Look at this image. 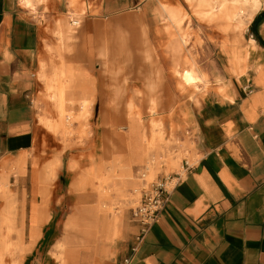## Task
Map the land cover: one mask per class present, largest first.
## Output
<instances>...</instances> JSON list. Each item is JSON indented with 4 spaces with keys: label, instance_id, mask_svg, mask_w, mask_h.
Returning a JSON list of instances; mask_svg holds the SVG:
<instances>
[{
    "label": "crops",
    "instance_id": "crops-1",
    "mask_svg": "<svg viewBox=\"0 0 264 264\" xmlns=\"http://www.w3.org/2000/svg\"><path fill=\"white\" fill-rule=\"evenodd\" d=\"M55 80H66L63 101L55 95L60 112L76 117L67 104L85 111L90 94L96 129L126 122L107 136L95 132L87 151H63L67 176L74 155L99 153L74 181L67 177L77 194L54 192L32 159L42 147L54 151L52 119L36 102ZM170 103L196 128L197 159L133 253L140 224L113 206L140 194L147 167L159 173L160 144L148 140L140 113ZM5 162L0 250L10 230L18 264H120L128 256L131 264H264V0H0V170ZM13 163L20 172L9 177ZM88 187L101 195L81 192ZM104 193H112L110 209Z\"/></svg>",
    "mask_w": 264,
    "mask_h": 264
},
{
    "label": "rangeland",
    "instance_id": "rangeland-1",
    "mask_svg": "<svg viewBox=\"0 0 264 264\" xmlns=\"http://www.w3.org/2000/svg\"><path fill=\"white\" fill-rule=\"evenodd\" d=\"M199 21L202 22L203 20H199ZM57 26L58 25H56V29L54 30V33L58 37L57 33L59 28H57ZM56 74L58 75V73ZM176 75L179 76L177 73ZM59 77L60 74L58 75V78ZM40 79L48 80V78L44 79V76L42 75L40 76ZM50 81L51 80L49 79V82ZM57 81L55 80L54 84H56L55 82ZM179 82L176 84V92H178L177 94L179 96L180 95L182 96L186 94L187 88L184 87V89H181ZM177 86H179L178 89ZM171 90L168 96L174 95L173 90L172 92ZM55 94H56V89H49L48 83H46L45 89L44 90L42 89V91L39 93L40 97L36 102V105L38 106L42 114L49 116V118L51 119H58V122L54 121V126L53 123H51L50 126L52 127V129L42 123L44 126L47 127L49 132L52 134L54 151L46 152L45 147H42V149L38 151L33 156L32 159L35 160L37 165L40 167V170L47 173L48 174L47 176L52 179L53 181L52 189L54 192L57 191L62 194L65 191H68L71 194L74 193L77 194L78 191L72 189V184H70L68 187L67 183L70 180H68L67 177H73L72 180L74 181L84 169L90 167V165L92 164L91 162L94 160L96 156L99 155V153L81 152L74 155L73 160L75 159L77 163V167H75L76 169L74 172H72L71 174L69 173L67 176L66 167H67L69 154L67 153L63 155V151L67 148L73 151H87L92 148V146H90L89 141H91L92 138L96 139V136L94 137L95 132L96 134H98V132L103 131L104 135L107 136L111 130L124 129L126 126V122L120 121L110 126L108 125L102 127L99 126L98 127L99 130H98L96 129V126H98L100 122L99 120L93 119L94 113H93L92 104L88 105L87 106L88 108L85 111H83V104L81 103L75 104L74 102L72 104H67V108H69V110L74 111V115L76 116L74 117L68 113L65 114L59 111L60 109H58L59 106H57V99L55 97ZM119 107L120 110L118 109L119 110L117 111L118 114L126 112V106H119ZM133 107L136 113L137 112L140 113L141 105H136ZM140 117L143 118V129L147 135L148 140L149 141L154 140V142L156 141L158 142V144H160V151L162 153V157L160 159L161 160L160 170L159 173L154 177H151L150 172L148 171H146L144 175L140 174V177L138 178L139 179L138 181L140 182V186H141L140 194L136 196L131 203H124V201H122L116 203L113 206L115 207V210L120 214L122 213V214L133 215V210L139 204L142 198L143 190L145 188L150 187L154 182H156L158 179L164 176H169L175 174L176 172L182 171L183 170L182 165L184 164L183 161L188 160V162L192 163L194 162V157L197 156L196 144L195 143L194 145L191 144V142L193 141L195 142L196 128L193 122L190 120L189 114L187 112H184V110L182 109L181 104H173V103L163 104L161 106V111L159 110L158 113L149 114V115L144 114V116L140 113ZM58 145H60V150L56 149ZM172 158H175L176 160H178V162L174 168H169V163L166 160ZM6 165L7 162L2 164L0 175H3L5 173ZM19 172H20V168H18L16 163H13L12 168L9 169L7 173L9 177H12V176H18ZM98 184L99 182L97 181V185ZM0 187H1L0 193L2 194L4 189L2 185ZM105 191L106 190H104V192ZM81 192L85 194H94L93 192H95L98 197L102 193L101 188L94 190L90 187L84 189ZM110 194L104 193L105 196L102 197V202L105 203L104 205H106L104 207L105 209H110V207H112L110 205L112 202V199L109 197ZM77 208H78V201L74 202V204L71 205L69 208L65 207V210H63V214L67 215L68 212L71 213L75 211ZM64 217L65 218L56 217L54 220V224L59 223V220L62 219L65 220L66 216ZM11 235H12L11 231L9 230L5 238L7 239L6 243H9L10 246L9 248H3V250H0V258L5 262V264H18L15 258L16 252L18 250V246L15 242L12 241ZM53 255L56 259H60L57 253H53Z\"/></svg>",
    "mask_w": 264,
    "mask_h": 264
},
{
    "label": "built area",
    "instance_id": "built-area-1",
    "mask_svg": "<svg viewBox=\"0 0 264 264\" xmlns=\"http://www.w3.org/2000/svg\"><path fill=\"white\" fill-rule=\"evenodd\" d=\"M196 138V134H195ZM194 162L183 161L182 171L175 174L164 176L154 182L150 187L145 188L139 204L133 210V217L140 224V230L135 237L132 247L133 253L136 252L144 241L150 227L158 220L160 212L164 209L171 192L174 190L182 175L186 172L185 167L193 165ZM132 256L126 257L120 264H131Z\"/></svg>",
    "mask_w": 264,
    "mask_h": 264
},
{
    "label": "bare ground",
    "instance_id": "bare-ground-1",
    "mask_svg": "<svg viewBox=\"0 0 264 264\" xmlns=\"http://www.w3.org/2000/svg\"><path fill=\"white\" fill-rule=\"evenodd\" d=\"M232 1H234L235 2V0H232ZM239 1V0H238ZM246 1V0H245ZM260 2V1H259ZM236 3H237V1H236ZM240 3V2H239ZM241 4V3H240ZM234 5V4H233ZM262 5V4H261ZM256 6H260L257 2H256ZM253 7V6H252ZM245 8H246V6H245ZM243 10V9H242ZM208 13V12H207ZM210 13V12H209ZM248 13V12H247ZM250 14V13H249ZM243 16V15H242ZM252 16V15H251ZM182 19V18H181ZM239 20V19H238ZM178 22H180V21H178ZM242 23V22H241ZM249 23V22H248ZM243 24V23H242ZM180 26V25H179ZM235 27V26H234ZM181 30H182V28H181ZM235 31V30H234ZM182 34V33H181ZM133 37V36H132ZM186 41V40H185ZM187 42H188V39H187ZM124 43V42H123ZM64 70V69H63ZM62 72H64V71H62ZM187 72V71H186ZM62 74H64V73H62ZM66 74V73H65ZM200 74V73H199ZM181 75V74H180ZM190 75V74H189ZM61 77H64V76H61ZM200 77H202V76H200ZM68 78V79H67ZM70 78L71 77H69V75H67V77L65 78V79H67V80H70ZM75 78V77H74ZM194 78V77H193ZM204 78V77H203ZM46 79V78H45ZM191 79V78H190ZM201 79V78H200ZM62 80V79H61ZM203 80V79H202ZM45 81V80H44ZM193 81V80H192ZM199 81H201V80H199ZM59 82V81H58ZM197 83V82H196ZM205 83V82H204ZM193 84V83H192ZM70 85V84H69ZM65 86H66V80H65ZM64 84L62 83V82H59V84H58V86L55 88H53V89H56V96L59 98V100L60 101H63V95H64ZM86 86H88V85H86ZM201 88V87H200ZM57 99V98H56ZM85 110H87V106L89 105V103L90 102H92L91 101V96H90V94H86V97H85ZM61 107V109H62V111L63 112H65V110H64V107L61 105L60 106ZM89 112V111H88ZM61 114V113H60ZM64 115V114H63ZM50 119V118H49ZM45 121V120H44ZM46 122V121H45ZM51 122H53V126H54V121H53V119H52V121ZM50 122V123H51ZM46 124H47V122H46ZM65 125V124H64ZM55 128H57V127H55ZM128 144V143H127ZM129 146V145H128ZM112 160V159H111ZM118 160V159H117ZM146 171H148V172H150V175H151V171H150V168L149 167H147L145 170H144V172L142 173L143 175H144V173L146 172ZM93 178H95V177H93ZM96 179H98V178H96ZM100 180V179H99ZM102 180V179H101ZM101 180L100 181H98V182H101ZM103 182V181H102ZM77 225V221H76V219L74 220V221H72V223H71V226L72 227H75ZM6 248H9V247H7V245H6ZM69 256V255H68ZM65 258H67V257H65Z\"/></svg>",
    "mask_w": 264,
    "mask_h": 264
}]
</instances>
